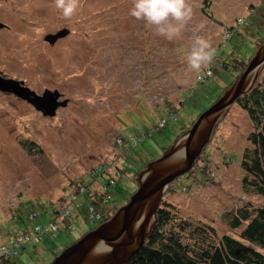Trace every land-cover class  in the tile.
<instances>
[{"label":"rangeland","instance_id":"rangeland-1","mask_svg":"<svg viewBox=\"0 0 264 264\" xmlns=\"http://www.w3.org/2000/svg\"><path fill=\"white\" fill-rule=\"evenodd\" d=\"M187 3L193 18L178 39L168 41L129 15L132 0H79L70 19L56 9L54 0H0V75L23 81L37 94L58 90L60 100H67L53 117H47L30 103L0 91V246H11L25 227L31 231L42 223L44 228L54 217L52 205L57 210L66 205L67 201L63 205L60 201L67 192L64 188H70L72 180L90 183L88 170L113 158H118L123 173L110 205L119 209L137 189L134 177L139 178L144 163L167 152L239 77L242 72L236 77L233 70L227 73L217 66L216 58L229 60L230 53L237 57L250 53L249 36L239 34L249 33L253 26L264 27V0ZM244 20L248 25L238 28L240 33L204 68L213 67L212 75L199 82L204 69L195 71L184 59L194 36L205 37L216 52L229 28L236 29ZM200 24L204 27L196 32ZM62 29L68 33L55 42L45 39ZM258 38L253 37V42L262 39ZM260 46L251 50L250 59ZM256 80L264 85V66ZM222 88L226 89L221 92ZM167 112L175 113V118ZM162 118L167 123L156 131ZM251 129L247 114L236 104L224 110L189 174L172 181L163 193L173 212L194 222L212 223L219 234H233L222 213L235 203L261 199L244 192L241 184L238 159L249 146ZM130 136L144 139L137 146L131 143L129 149L119 146ZM22 140L35 142L39 153H27ZM98 180L103 182L101 174ZM70 206L68 221L57 220L56 235L44 232L43 241L34 248L21 249L15 257L18 264L50 263L81 234L98 226L87 221L90 208L85 195L78 194ZM24 207L28 211H20ZM14 211L22 216L21 222L14 221ZM33 211L38 214L35 220L30 219L33 215L27 217Z\"/></svg>","mask_w":264,"mask_h":264},{"label":"trees","instance_id":"trees-1","mask_svg":"<svg viewBox=\"0 0 264 264\" xmlns=\"http://www.w3.org/2000/svg\"><path fill=\"white\" fill-rule=\"evenodd\" d=\"M261 16H264V12H261ZM246 25H248L247 21L244 20V23H238L235 26L236 29L234 27L229 28L230 35H226L223 43L217 48L215 52L217 53L215 55L216 57H218V53L227 41L231 40L235 34L240 33L238 28L245 27ZM254 25L256 26V24ZM251 29L247 34H239L241 36H249L251 42L249 54H246L244 57H237L233 56V53H230L229 60L222 58H218V60L216 58L217 66L224 69L227 73L233 70L235 77L246 68L252 52L255 50V46H260L264 43V37L262 36L264 35V27L259 26L255 28L253 26ZM254 35H259L258 39H260V36L262 39L254 43L252 40L253 37H256ZM232 61H234L233 65L231 63ZM212 69L214 71L213 67L209 68L211 75L213 73ZM233 81L234 78L232 79V83ZM228 86L225 87L227 88ZM226 88H222L221 92ZM221 95H217L212 103ZM181 104H183V101ZM233 104H236L247 114L252 128L247 135L249 146L242 149L238 159L239 167L243 171L241 179L242 188L244 192L249 193L251 196L261 198L260 201H242L235 203L231 209L222 213L223 219L229 229L233 231V234L232 232L219 234L212 223H206L204 221L194 222L190 219L180 217L177 215V212H173V205L164 201L162 196L156 213V220L146 236L142 247L124 264H264V85L259 80H256L252 87L241 94ZM165 111L163 110L162 112L165 113ZM169 115L170 118H175V113L170 112ZM166 123V119L162 118L156 131L162 130ZM150 134L151 131H147V135ZM143 139V136L140 138L136 136H130L129 139L123 138L119 146L124 145V148L129 149L131 148V143L137 146ZM20 143L27 153H39L40 151L37 144L33 141L22 140ZM198 157L197 161L199 160ZM117 163L118 158H113L111 163L100 162L96 168L89 169L87 175L92 176L90 183H86L87 181L85 180H72V184L69 183L70 188H64L65 192L67 191L64 193L65 197H60L61 205H63L64 201H67L66 205L58 208V210L52 205L54 217L45 224V227L51 222L55 223L58 227L57 220L68 221L72 209L70 206L71 202L80 193L85 195L89 202L90 213L93 214V220L90 221L87 218V221L91 224L95 223L98 225L107 221L118 210L116 206L112 208L110 205L113 197L112 190L116 187L123 173L122 167H119ZM144 164L147 166L148 163ZM103 166L106 171L102 170ZM204 168L203 166L201 173ZM138 172L134 175H138ZM100 174L103 177L102 183L98 180ZM188 174L186 173L185 175ZM180 178H184V175L176 179ZM135 179L137 188V176L134 177ZM135 191L132 190V193ZM32 204L31 206L34 207V203ZM65 207H70V212L67 215L62 214ZM22 210L28 211V208H20V211ZM15 212L17 211H14L12 216L14 221L19 223L23 220L22 216ZM32 215L33 218H30L32 220H35L38 216L37 212H27L28 218ZM38 225L43 227L42 223L37 224L31 231H27L28 228L25 227L13 237L11 246H0V264H18L15 257L21 249H24L28 245L34 248L39 242L43 241L42 236L44 232L41 234L42 229L37 233L39 236L33 237L35 228ZM66 227L73 229L72 224H67ZM58 229L59 227L55 232H47L46 234L48 236L56 235ZM23 233L29 236L28 240L17 239ZM85 233L81 234L79 238ZM234 234L237 236L235 237ZM2 248L13 250V252L3 253Z\"/></svg>","mask_w":264,"mask_h":264},{"label":"water","instance_id":"water-1","mask_svg":"<svg viewBox=\"0 0 264 264\" xmlns=\"http://www.w3.org/2000/svg\"><path fill=\"white\" fill-rule=\"evenodd\" d=\"M67 33V29H62L56 34L47 35L45 39L53 43ZM263 66L264 43L232 85L199 114L193 125L176 139L167 152L148 163L140 172L138 187L127 203L110 219L65 247L49 264H124L138 252L156 220L162 195L169 184L192 167L209 142L214 126L224 110L252 87ZM0 91L30 103L47 117H53L59 107L67 104V100H60L62 94L58 90L45 89L42 94H37L25 86L23 81L2 75Z\"/></svg>","mask_w":264,"mask_h":264},{"label":"clouds","instance_id":"clouds-1","mask_svg":"<svg viewBox=\"0 0 264 264\" xmlns=\"http://www.w3.org/2000/svg\"><path fill=\"white\" fill-rule=\"evenodd\" d=\"M54 4L65 19L72 18L79 8V0H54ZM129 15L154 28L158 36L174 41L192 20L193 9L187 0H132ZM203 27L200 24L195 31L199 32ZM214 56L210 42L201 35H195L184 59L191 69L200 71L213 62Z\"/></svg>","mask_w":264,"mask_h":264},{"label":"built area","instance_id":"built-area-1","mask_svg":"<svg viewBox=\"0 0 264 264\" xmlns=\"http://www.w3.org/2000/svg\"><path fill=\"white\" fill-rule=\"evenodd\" d=\"M227 35H230V32L228 31V33H227ZM205 72L204 73H202V74H200V75H198V81L199 82H203L204 81V79L207 77V76H210L211 75V71L210 70H204ZM70 212V207H65L64 209H63V212H62V214L63 215H67L68 213ZM88 219L90 220V221H92L93 220V214L92 213H90L89 214V217H88ZM57 225L55 224V223H49L46 227H41V225H38L36 228H35V231H34V236L33 237H35V236H39V234H37L41 229V234H42V232H55L56 230H57ZM28 237L29 236H27L26 235V233H23V234H20L19 235V237L17 238V239H19V240H22V239H26V240H28ZM2 251H3V253H9V252H13V250H7V249H5V248H2Z\"/></svg>","mask_w":264,"mask_h":264},{"label":"flooded vegetation","instance_id":"flooded-vegetation-1","mask_svg":"<svg viewBox=\"0 0 264 264\" xmlns=\"http://www.w3.org/2000/svg\"><path fill=\"white\" fill-rule=\"evenodd\" d=\"M3 76V75H2Z\"/></svg>","mask_w":264,"mask_h":264}]
</instances>
